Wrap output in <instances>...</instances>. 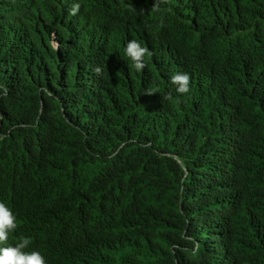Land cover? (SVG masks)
<instances>
[{
  "label": "trees",
  "instance_id": "1",
  "mask_svg": "<svg viewBox=\"0 0 264 264\" xmlns=\"http://www.w3.org/2000/svg\"><path fill=\"white\" fill-rule=\"evenodd\" d=\"M0 202L47 264H264V0H0Z\"/></svg>",
  "mask_w": 264,
  "mask_h": 264
},
{
  "label": "clouds",
  "instance_id": "2",
  "mask_svg": "<svg viewBox=\"0 0 264 264\" xmlns=\"http://www.w3.org/2000/svg\"><path fill=\"white\" fill-rule=\"evenodd\" d=\"M79 9V3L73 4L71 14L75 15ZM126 55L132 61L131 66L140 71L146 66L144 57L150 56L151 52L147 47L141 46L138 41L131 40L126 46ZM94 72L97 75H101L102 69L97 66ZM170 79L177 86L176 91L178 93L187 94L190 92V76L188 73H175ZM148 93L152 94L155 92L148 91ZM16 228L15 215L4 203L0 202V264H47L40 252L34 250L26 251L32 244L31 237L21 236L15 244L8 243L9 233Z\"/></svg>",
  "mask_w": 264,
  "mask_h": 264
}]
</instances>
